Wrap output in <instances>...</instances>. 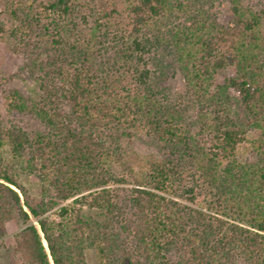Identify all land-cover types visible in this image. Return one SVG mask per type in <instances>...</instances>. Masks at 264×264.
Listing matches in <instances>:
<instances>
[{
	"label": "trees",
	"instance_id": "obj_1",
	"mask_svg": "<svg viewBox=\"0 0 264 264\" xmlns=\"http://www.w3.org/2000/svg\"><path fill=\"white\" fill-rule=\"evenodd\" d=\"M211 1L0 0V40L39 85L5 90L7 113L43 126L0 118V249L15 221L24 264H264V10L231 0L221 24ZM138 136L160 156L127 152Z\"/></svg>",
	"mask_w": 264,
	"mask_h": 264
},
{
	"label": "rangeland",
	"instance_id": "obj_2",
	"mask_svg": "<svg viewBox=\"0 0 264 264\" xmlns=\"http://www.w3.org/2000/svg\"><path fill=\"white\" fill-rule=\"evenodd\" d=\"M242 5L253 11L264 10V0H240ZM207 14L213 15L221 24H227L231 19V0H212L208 5L203 7ZM4 7L0 2V21H5ZM185 20V19H184ZM23 58L20 55L13 54L7 43L0 40V118L5 122L17 121L22 126L29 130H42L43 126L34 118L22 116H10L7 113L4 91L10 88L19 89L26 97L34 98L38 93V82L28 79L21 73ZM169 81L168 86L173 96L177 97L184 91V81L182 76L174 73V69L168 70ZM174 73V74H173ZM235 75L233 68H228L218 74L216 84H223L226 79ZM248 141L243 143L238 151L239 160L244 162L251 159V143L254 134L248 135ZM122 146L127 152H135L143 157L160 156V151L157 146L149 139L138 136L133 140L122 142ZM14 172L18 175L20 183L28 190L30 200L39 202L42 199L41 184L36 176L27 169L24 165H17L14 167ZM49 199V198H48ZM15 221L7 224L8 235L2 240L3 248L0 249V264H24L20 257H13L12 251L14 249L15 240L14 233H11L14 228ZM18 227V225H17ZM88 264H98V255L96 250L87 253Z\"/></svg>",
	"mask_w": 264,
	"mask_h": 264
}]
</instances>
